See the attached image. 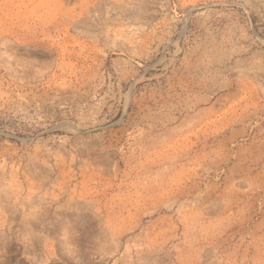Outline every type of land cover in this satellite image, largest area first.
Returning a JSON list of instances; mask_svg holds the SVG:
<instances>
[{
    "label": "rangeland",
    "instance_id": "374dc122",
    "mask_svg": "<svg viewBox=\"0 0 264 264\" xmlns=\"http://www.w3.org/2000/svg\"><path fill=\"white\" fill-rule=\"evenodd\" d=\"M0 264H264V0H0Z\"/></svg>",
    "mask_w": 264,
    "mask_h": 264
}]
</instances>
